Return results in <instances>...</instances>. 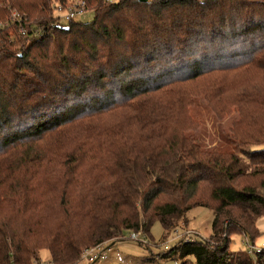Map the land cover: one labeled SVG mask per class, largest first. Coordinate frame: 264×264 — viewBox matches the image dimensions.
I'll return each instance as SVG.
<instances>
[{
	"label": "trees",
	"instance_id": "16d2710c",
	"mask_svg": "<svg viewBox=\"0 0 264 264\" xmlns=\"http://www.w3.org/2000/svg\"><path fill=\"white\" fill-rule=\"evenodd\" d=\"M66 1L0 0V264L104 260L197 206L212 234L157 258L264 264V247L231 249L263 233L264 0H85L93 20L63 23ZM199 98L241 114L226 148L186 133Z\"/></svg>",
	"mask_w": 264,
	"mask_h": 264
},
{
	"label": "rangeland",
	"instance_id": "374dc122",
	"mask_svg": "<svg viewBox=\"0 0 264 264\" xmlns=\"http://www.w3.org/2000/svg\"><path fill=\"white\" fill-rule=\"evenodd\" d=\"M67 2L68 0L65 3H57L54 7H57L60 4L65 5ZM12 12L28 17L26 13H22L16 8L13 9ZM55 13L58 14V12ZM13 14L14 13H11L10 16L12 17ZM60 15H63V13H60ZM94 17V10H86L85 8V10L78 14L75 19L77 21L89 22L93 20ZM62 22L65 23L63 18ZM204 80L205 79H202L192 83L193 85L191 86H198L196 83L205 82ZM259 87L264 90V82L260 83ZM197 89L198 87L196 90ZM204 102L205 101L202 99H198V107L194 109L193 113H195V115L190 118V123L187 124L186 133L196 136L197 140H195V142L200 143L201 147L203 145V149L226 148L225 143L221 142V131L228 133L232 123L235 121H241L243 118L237 111L231 109V112H226L220 106L221 109H219L217 113H207ZM239 132L243 134V132ZM186 217L187 223L185 225H178V229H171L170 231H166L159 221L155 222L151 229L150 236L144 233H140L139 235L140 240H142L141 242L144 243L145 246L141 245L138 240L132 239V233L128 232L125 235L122 244H120V248H114L112 246L111 250L106 249L107 257L104 260L89 262V260L83 258L78 264H180L178 259H159L157 256L165 251V245H168L169 248L175 246L179 240V236H181L183 240L209 237L212 234L214 212L210 208L197 206L190 209L187 212ZM258 227H260L263 233L260 237H257L254 244L259 247H264V217L259 219ZM243 240L244 236L242 234H234L232 236L231 249L233 251L248 250V247ZM88 251L91 253L90 255L93 254L92 250ZM153 255L154 257L156 255V257L152 260L150 258L153 257ZM40 256L41 264H53L51 262L50 252L47 249H43L40 252Z\"/></svg>",
	"mask_w": 264,
	"mask_h": 264
},
{
	"label": "built area",
	"instance_id": "2783aa9c",
	"mask_svg": "<svg viewBox=\"0 0 264 264\" xmlns=\"http://www.w3.org/2000/svg\"><path fill=\"white\" fill-rule=\"evenodd\" d=\"M110 2H114L116 0H109ZM86 7V2L85 0H68V2L63 5L60 4L59 6L55 7V11L58 12V17L61 19L63 18L65 22H68L75 18L78 14L82 13L85 10ZM14 13L12 17L10 16V19L15 21L22 22L24 20L25 15L21 14H16ZM60 13H63V15H60ZM26 18V17H25ZM21 32L24 34L25 32L21 30ZM131 238L134 240H137L139 238L138 234L133 232L131 235ZM243 242L247 245L248 251L251 254L258 253L262 250V247L257 246L256 244H253L248 238H245ZM88 250H92L93 254L90 255ZM83 258L87 259L91 262H96L97 260L101 259L104 257V251L102 250V247L97 246L96 248H90L86 249L83 253Z\"/></svg>",
	"mask_w": 264,
	"mask_h": 264
},
{
	"label": "crops",
	"instance_id": "0c3cea01",
	"mask_svg": "<svg viewBox=\"0 0 264 264\" xmlns=\"http://www.w3.org/2000/svg\"><path fill=\"white\" fill-rule=\"evenodd\" d=\"M120 244H122V243H118L117 246L116 245H113V246H114V248H120L121 247Z\"/></svg>",
	"mask_w": 264,
	"mask_h": 264
},
{
	"label": "water",
	"instance_id": "95a60500",
	"mask_svg": "<svg viewBox=\"0 0 264 264\" xmlns=\"http://www.w3.org/2000/svg\"><path fill=\"white\" fill-rule=\"evenodd\" d=\"M139 1L146 2V1H148V0H139Z\"/></svg>",
	"mask_w": 264,
	"mask_h": 264
},
{
	"label": "bare ground",
	"instance_id": "6f19581e",
	"mask_svg": "<svg viewBox=\"0 0 264 264\" xmlns=\"http://www.w3.org/2000/svg\"><path fill=\"white\" fill-rule=\"evenodd\" d=\"M58 20H59V18H58Z\"/></svg>",
	"mask_w": 264,
	"mask_h": 264
}]
</instances>
